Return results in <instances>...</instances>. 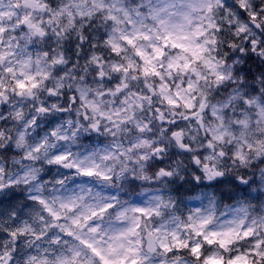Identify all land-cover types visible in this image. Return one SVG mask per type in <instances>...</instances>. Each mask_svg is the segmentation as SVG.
I'll use <instances>...</instances> for the list:
<instances>
[{
  "label": "clouds",
  "instance_id": "clouds-1",
  "mask_svg": "<svg viewBox=\"0 0 264 264\" xmlns=\"http://www.w3.org/2000/svg\"><path fill=\"white\" fill-rule=\"evenodd\" d=\"M0 264H264V0H0Z\"/></svg>",
  "mask_w": 264,
  "mask_h": 264
}]
</instances>
